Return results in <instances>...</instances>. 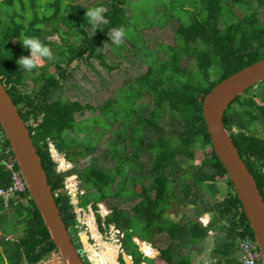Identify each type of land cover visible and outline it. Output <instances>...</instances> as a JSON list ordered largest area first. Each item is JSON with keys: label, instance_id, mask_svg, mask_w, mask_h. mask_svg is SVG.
<instances>
[{"label": "trees", "instance_id": "16d2710c", "mask_svg": "<svg viewBox=\"0 0 264 264\" xmlns=\"http://www.w3.org/2000/svg\"><path fill=\"white\" fill-rule=\"evenodd\" d=\"M19 1L21 11L14 8L16 0H0V78L28 125L73 241L76 235V247L82 248L78 218L65 188L66 177L73 172L83 192L79 205L91 204L97 211L100 202L107 204L111 213L105 226L96 212L99 226L103 230L114 224L125 232L123 247L133 256V264L148 263L150 253L168 264H196L192 247L202 245L212 231L217 243L209 262L202 264H242L239 241L246 234L255 235L213 145L203 104L217 84L264 58V0H169L152 10L144 24L135 21L134 12L129 14L134 0H47L45 10H41V0ZM93 7H103L108 20L95 35L85 19L86 9ZM168 22L175 25V41L160 44L161 56L145 44L141 30ZM51 23L59 42L48 39L43 25ZM114 28L124 30L132 47L122 43L116 48L108 40L107 32ZM21 34L38 37L54 54L40 75L32 76L16 63L21 55L29 54L18 40ZM110 45L119 55L121 49L134 51L147 63L145 72L132 82L127 80L118 95L97 108L66 99L63 94L73 78L70 66L76 64L74 70L82 63L93 66L97 62L111 70L114 66L106 53ZM84 111L98 113L79 120L77 116ZM224 123L264 197V138L255 133L257 124L264 123V80L233 100ZM110 130L114 137L101 142ZM51 143L72 165L86 157L90 163L59 172ZM99 143L107 147L104 153L114 161L113 167L91 157ZM199 151L200 162L190 166L188 161L197 159ZM12 155L0 128V187L12 183L6 168ZM117 196L134 200L130 210L112 201ZM175 207L181 209L180 221L168 216ZM191 209L194 214H189ZM206 215L210 219L205 222ZM91 227L96 231L93 223ZM165 233L169 243L163 247ZM134 236L142 239L146 256ZM50 238L28 189L18 192L7 205L0 200V264L41 262L58 253ZM129 242L134 245L132 251ZM102 243L114 260L119 246ZM90 246L89 254L97 264L105 251Z\"/></svg>", "mask_w": 264, "mask_h": 264}, {"label": "water", "instance_id": "95a60500", "mask_svg": "<svg viewBox=\"0 0 264 264\" xmlns=\"http://www.w3.org/2000/svg\"><path fill=\"white\" fill-rule=\"evenodd\" d=\"M264 80V58L235 72L207 94L203 104L213 145L232 179L253 229L264 264V197L254 175L243 160L225 126V112L235 98ZM0 127L13 151L31 198L49 229L64 264H86L62 217L41 156L27 123L0 78Z\"/></svg>", "mask_w": 264, "mask_h": 264}, {"label": "rangeland", "instance_id": "374dc122", "mask_svg": "<svg viewBox=\"0 0 264 264\" xmlns=\"http://www.w3.org/2000/svg\"><path fill=\"white\" fill-rule=\"evenodd\" d=\"M28 1V0H27ZM192 2V0H189ZM29 2V1H28ZM38 2H40L38 0ZM169 0H134V2L130 6L129 14H133L134 12V19L139 24H144L145 20L146 22H149V18L151 17L150 13L152 10L156 8L163 7L164 5L168 4ZM41 4L44 6L41 10L46 9L47 0H41ZM28 6L29 4L26 3ZM17 10L21 11L22 6L20 5V1L16 0L15 6ZM28 16V14H27ZM148 20V21H147ZM45 29L49 32V38L50 40H54L55 42H59L58 33L53 30V24L49 26H45ZM66 26H61V29H65ZM141 34L143 35L144 40L146 41L145 44L152 49H154L155 53L160 54L161 56H164V53L159 49L160 44H174L175 41V25L172 22L166 23L163 27L159 25H152L151 27L144 28L141 30ZM124 45L127 47H132L131 41H129L127 38L123 40ZM121 46H119L120 48ZM116 48H118L116 46ZM116 48L113 46H109L106 50L108 60H110L111 64L114 66L111 70H107L104 67H102L99 63L94 62L93 66L89 64H80L78 69H74L76 64H73L70 66L69 71L73 73V78L71 79L70 83H67V87L65 90V93L63 94L66 99L68 100H79L82 102L90 103L94 105L96 108L102 105L105 100H108L112 96L118 95L120 92V89L125 86V83L127 80L133 81L137 76L145 72L147 69V63L139 58H137L133 52H128L127 50L121 49V54L119 55L116 52ZM56 57V56H55ZM48 64L46 59H42L40 61V67L37 69H34L32 71V76H37L43 73V68ZM193 65V63H189ZM55 67H50V71H55ZM32 85V80L29 79V86L28 91L31 89L30 86ZM117 93V94H116ZM98 111L95 113H92L90 111H84L83 113L79 114L77 117L79 120L92 117L93 114H97ZM257 124V123H256ZM257 130L255 133L259 136H262L264 138V123H258L257 124ZM100 129V128H98ZM112 130H110L101 140L103 141H110L111 137H114V134L110 136ZM99 148L96 152H94L92 156L98 158V160L102 163H105L109 167H113L114 161L106 157V154L104 153L107 150V147L105 145L101 146L99 143ZM108 151V150H107ZM199 155L197 159L189 160L188 164L190 166L196 165L201 160L202 154L200 151L198 152ZM90 163V158H79L77 165H72L71 163V169L76 167V169H80L85 167ZM58 164V163H57ZM75 169V168H74ZM73 169V170H74ZM70 171V170H69ZM71 174L77 175L76 172H73ZM70 174V175H71ZM78 177V175H77ZM120 179V177H118ZM78 190L80 189V195H82V189H81V182L78 177ZM116 190V186L113 187L112 191ZM68 192V191H67ZM78 194V193H77ZM79 194L77 195V197ZM81 197V196H80ZM80 199V198H79ZM112 201L116 204L122 205L123 208L130 210L132 204L134 203V200L126 201L125 197H114ZM108 209L109 207L105 202H101L99 206H101L102 215H105V209L106 207ZM110 210V209H109ZM179 207H175V210L172 212H169V218L180 221L181 215L179 212ZM192 210V211H191ZM189 210V214H194L193 209ZM107 211V210H106ZM93 213L94 210H93ZM93 213H89L88 209L86 213H83L79 216V219L81 220V224L78 228V236L83 241L84 238V244L82 242V248L80 249L81 253L84 254V257H87L89 259V250L92 253V246L90 245H97L99 247V250L105 251L104 244L102 243V240L104 243H115L114 237H113V226L114 224H110L108 227H104L102 230L96 220L97 226H95L96 231L92 230L87 217L90 218V216ZM96 215V214H95ZM195 219L200 220L199 216H194ZM210 219V215H206V218H202L206 222V220ZM105 219H103L104 221ZM104 225V224H103ZM74 234V232H72ZM89 236V237H88ZM98 236L102 238L101 242L98 241ZM88 238V239H87ZM162 244L161 246L166 247L169 243L168 235L165 233L161 236ZM87 240V241H86ZM74 241H77L76 235L74 234ZM220 242V241H219ZM216 238L214 236V233L210 234V236L203 241V244L198 246L192 247L191 254L193 255L194 262L196 264H202V262H209L210 260V254L213 249V246L216 245ZM130 246L129 249L132 251L133 246L132 243H128ZM89 247V249H88ZM96 248V246H95ZM140 248V247H139ZM97 249V248H96ZM189 252V250L187 251ZM135 253V252H133ZM120 254V258H117ZM92 255V254H91ZM124 259V261H123ZM111 260V261H110ZM146 262L149 264H168L164 260H162L160 257H158L154 253H150L146 256ZM95 263V262H94ZM37 264H64L62 261L61 256L55 252L52 255H50L48 258L42 260L41 262ZM97 264H133L131 258L129 257L128 253L126 251H122L121 253L118 250V253L116 255V258L113 260V254L111 255L109 251H105L103 254H101L100 262H97ZM206 264V263H204Z\"/></svg>", "mask_w": 264, "mask_h": 264}, {"label": "built area", "instance_id": "2783aa9c", "mask_svg": "<svg viewBox=\"0 0 264 264\" xmlns=\"http://www.w3.org/2000/svg\"><path fill=\"white\" fill-rule=\"evenodd\" d=\"M50 150H51V153H52L54 160L58 163V165H57L58 171L59 172H69V170H71V163L67 160L66 156L63 153L59 152L55 148V146L52 144L50 145ZM12 156H10L9 160L6 162V168L8 170H10V172H11L12 183L8 187H0V200L3 201V203L5 205L9 204V202L12 200V198L18 192H23V191H26L28 189L26 182H25V180H24V178L20 172V169L16 168V166H18V165L12 159ZM77 179H78L77 175H74V174L67 175L65 188L67 189L68 194L71 196V202L73 203V205L75 207V211L77 213V218H78L77 227H79V225L81 224V220L79 219V216L83 213H86L87 209H88L89 213H93L94 209H93L91 204L87 205L86 207L79 205V203H80L79 198L81 195H80V189L78 190V180ZM77 193L79 194L78 197H77V195H78ZM99 204H98V206H99ZM101 209H102L101 206H99V209L97 211L94 210L95 213H93L90 216V218L87 217L90 227H91V223L94 224V227L97 226V224H96L97 216L95 215L96 212H99L103 219H105L106 216L111 213V210H109L106 207V209L104 210L105 215H102ZM102 224H104L103 226H105L104 221ZM91 229L93 230L92 227H91ZM113 229H114L113 237H114L115 241L117 242V245L119 246L118 250H119V252H122L123 251V240L125 238V233L123 230L117 228L115 225L113 226ZM84 238H85V236H83V241L80 238V240H81V242H83V244L85 243ZM95 246L97 249H99V247H97V245H95ZM238 247H239V251L241 253L242 264H263L262 258H261V252H260L258 242H257L255 237H252L250 234H246L244 237H242V239H240ZM82 255H84V254H82ZM88 260H89L90 264H95L94 261L92 260L91 256H90V254H89Z\"/></svg>", "mask_w": 264, "mask_h": 264}, {"label": "clouds", "instance_id": "9594fccd", "mask_svg": "<svg viewBox=\"0 0 264 264\" xmlns=\"http://www.w3.org/2000/svg\"><path fill=\"white\" fill-rule=\"evenodd\" d=\"M85 19H86L87 25H91L93 29V35H95L97 30H101V26L108 24V20L106 19V16L104 14L103 7H93V8L86 9ZM107 37H108V40H111L113 45L119 47L122 45L123 40L126 37V33L124 32L122 28H114L111 31L107 32ZM18 40L20 41L22 47L28 50L29 52L28 55H21L16 60V63L19 65V69H23L25 72L30 73L34 69H37L40 67V61L42 59L52 60L54 58V54L50 50V48L46 46L38 37L27 36V35L21 34ZM98 209H99V206H98ZM133 240L136 242L138 247H140L139 250L146 256L148 253H145V251L142 249L141 243L139 242V240H142V239L137 236H134ZM145 242H148V241H145ZM148 243L150 244L151 247H153L152 243L150 242ZM123 250L126 251L124 247H123ZM129 257L131 258L132 262H134L133 256L129 255ZM144 264H148V263H144Z\"/></svg>", "mask_w": 264, "mask_h": 264}, {"label": "flooded vegetation", "instance_id": "af4514ba", "mask_svg": "<svg viewBox=\"0 0 264 264\" xmlns=\"http://www.w3.org/2000/svg\"><path fill=\"white\" fill-rule=\"evenodd\" d=\"M117 258H120V254L118 255V257ZM134 263V262H133Z\"/></svg>", "mask_w": 264, "mask_h": 264}]
</instances>
